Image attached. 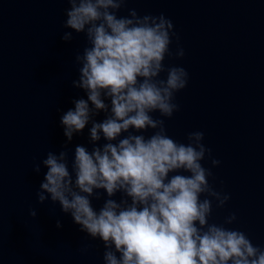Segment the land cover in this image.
Listing matches in <instances>:
<instances>
[{
  "label": "clouds",
  "instance_id": "1",
  "mask_svg": "<svg viewBox=\"0 0 264 264\" xmlns=\"http://www.w3.org/2000/svg\"><path fill=\"white\" fill-rule=\"evenodd\" d=\"M62 2L63 29L71 31L61 39L70 42L75 32L86 40L71 82L83 95L60 116V150L33 164L37 175L44 170L37 203L58 204L86 238L100 241L103 264H264V246L229 227L236 213L212 220L231 197L214 186L212 168L221 162L204 133L189 132L186 142L169 135L177 94L189 83L183 65L166 63L185 56L172 20L141 15L127 7L134 0ZM85 129L91 147H70ZM94 200L103 201L98 209ZM29 216L36 218L35 208Z\"/></svg>",
  "mask_w": 264,
  "mask_h": 264
},
{
  "label": "water",
  "instance_id": "2",
  "mask_svg": "<svg viewBox=\"0 0 264 264\" xmlns=\"http://www.w3.org/2000/svg\"><path fill=\"white\" fill-rule=\"evenodd\" d=\"M67 7L62 0H0V264H103L101 242L86 238L58 204L36 197L44 170L37 175L33 164L60 150V116L83 95L71 82L86 40L75 32L72 41L61 39L71 31L63 29ZM127 7L172 20L185 56L166 63L183 65L189 83L177 94L169 135L186 142L189 132L204 133L221 162L212 168L214 186L231 197L212 220L236 213L229 227L264 246V0H134ZM76 144L91 147L87 129L70 147Z\"/></svg>",
  "mask_w": 264,
  "mask_h": 264
}]
</instances>
